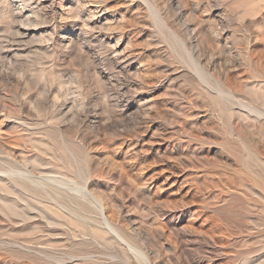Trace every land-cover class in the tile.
Instances as JSON below:
<instances>
[{
	"label": "rangeland",
	"instance_id": "374dc122",
	"mask_svg": "<svg viewBox=\"0 0 264 264\" xmlns=\"http://www.w3.org/2000/svg\"><path fill=\"white\" fill-rule=\"evenodd\" d=\"M0 264H264V0H0Z\"/></svg>",
	"mask_w": 264,
	"mask_h": 264
}]
</instances>
